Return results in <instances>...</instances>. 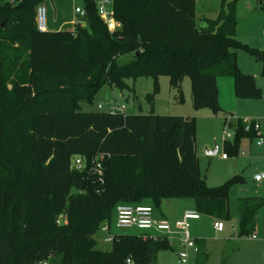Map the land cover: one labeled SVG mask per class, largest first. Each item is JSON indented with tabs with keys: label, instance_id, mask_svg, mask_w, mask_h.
<instances>
[{
	"label": "trees",
	"instance_id": "trees-1",
	"mask_svg": "<svg viewBox=\"0 0 264 264\" xmlns=\"http://www.w3.org/2000/svg\"><path fill=\"white\" fill-rule=\"evenodd\" d=\"M15 1L0 9V264L156 262L159 251L172 248L168 240L120 234L110 249L98 247V229L114 220L121 202L191 198L201 214L230 220V188L243 177L211 186L198 168L184 166L183 121L165 129L153 93L146 95L147 113L84 111L81 103H92L105 85L132 92L139 77L161 75L182 100V82L190 77L195 109L224 111L227 122L219 77L234 79L239 99L263 95L238 64L245 50L264 75V48L237 38L242 1L223 0L211 18L198 16L197 0H112L118 26L110 30L95 0H82L84 25L45 32L36 23L45 0ZM124 55L129 61L119 63ZM234 130L225 141L227 157L238 154L242 137L260 135L246 130L241 117ZM99 154L101 173L90 170ZM75 156L87 160L86 170L72 167ZM263 206L264 196L237 199L239 237L255 234ZM197 244L193 264H209L206 242Z\"/></svg>",
	"mask_w": 264,
	"mask_h": 264
},
{
	"label": "rangeland",
	"instance_id": "rangeland-1",
	"mask_svg": "<svg viewBox=\"0 0 264 264\" xmlns=\"http://www.w3.org/2000/svg\"><path fill=\"white\" fill-rule=\"evenodd\" d=\"M81 3L82 0H45L44 4L48 11V29L56 31L64 20L79 18L75 7ZM222 3L223 0H197L196 12L200 15L214 17L222 7ZM256 4L246 7L243 1L240 2L237 38L243 43L263 48L264 8ZM72 27L73 24H68L65 30ZM258 31L261 37L257 39L254 35ZM129 59L130 55H124L118 59V62L126 63ZM238 59L244 72L254 76L263 95L259 99H239L235 94L234 79L222 77L231 78L230 85L226 83L228 82L226 80L230 79H220L222 82L220 81L219 84L220 104L229 113L227 122H225L224 111L215 114L209 108L195 109L190 77H185L182 82V100L179 99V92L171 86L170 78L161 75L157 79L139 77L135 80L132 92L105 85L92 103H81L84 111H109L111 108L124 105L128 113L140 111L147 113L150 105L146 95L153 93L154 112L159 116V122L165 129H173L179 120L183 121L184 137L179 149L183 165L193 171L198 168L202 174H206L207 182L211 186L220 185L235 175L243 177L242 181L235 182L230 188L232 218L223 222L225 231L217 232L214 228L215 219L203 214L200 220L192 223L193 236L199 238L201 242L208 243L209 264H264V206L257 215L255 230L257 239L252 236L239 237L237 209L239 197L264 196V181L256 182L254 178L256 173L264 172V75L261 62L247 51L239 50ZM129 83L132 84L131 80ZM99 105H102L101 109L98 108ZM239 116L258 120L261 126L260 135L242 137L238 154H230L229 157L224 158L223 155L228 153L225 149V141L234 139L236 119ZM215 145L218 146L217 153L207 154L206 150ZM145 204L154 207L157 217L171 221L183 215L186 209L196 207L194 199L191 198H168L159 205L151 201ZM59 220L63 222L64 217L60 216ZM118 231L125 234L139 232L136 229ZM98 242L100 249L108 250L111 247V244L104 243L100 237H98ZM170 244L172 248L159 251L156 262L150 264H180L177 259L178 241L172 239ZM195 258L192 256L191 260L194 261Z\"/></svg>",
	"mask_w": 264,
	"mask_h": 264
},
{
	"label": "built area",
	"instance_id": "built-area-1",
	"mask_svg": "<svg viewBox=\"0 0 264 264\" xmlns=\"http://www.w3.org/2000/svg\"><path fill=\"white\" fill-rule=\"evenodd\" d=\"M10 2L15 4V0H0V9L6 3ZM98 12L100 17L106 22L110 30L117 28L118 24L115 21L112 8V0H95ZM75 11L79 14V18L74 21V27L77 24L84 25L82 18L86 14V10L82 5H76ZM47 7L45 4H40L36 8V23L37 27L41 32H45L48 29L47 27ZM72 28V29H73ZM264 36V29L262 31ZM99 109L102 108V105L98 106ZM110 112L120 111L125 113L126 108L124 105L111 108ZM246 130L255 129L258 134H260V124L258 120L245 119ZM254 123V124H252ZM230 135V134H228ZM244 153V152H243ZM227 155L224 154V158ZM105 155L99 154L94 156L91 159L90 170L95 172H102V164L104 161ZM88 162L85 158L81 156H75L72 160V167L79 171H84L87 169ZM257 182L264 180V172L258 173L254 176ZM63 216V215H61ZM202 214L196 209H187L184 211L181 218L177 219L174 222H171L169 219L157 217L155 215V209L150 204H134L121 202L115 207V217L112 222H103L98 229L96 238H101V240L106 244H112L116 237L121 233L118 230L123 229H136L139 232L134 233L140 236L145 241H160L168 240L169 242L172 239H176L179 244V250L177 252V259L180 264H193L191 260L192 251L195 253L198 251L197 238L193 236L191 228L192 222L194 220L200 219ZM64 217V216H63ZM60 219V217H59ZM58 219V223H61ZM214 228L217 232L224 230L225 225L221 220H215ZM254 234L252 238H256ZM130 263V260L128 261ZM32 264H49L48 261L36 262ZM131 264V263H130Z\"/></svg>",
	"mask_w": 264,
	"mask_h": 264
},
{
	"label": "crops",
	"instance_id": "crops-1",
	"mask_svg": "<svg viewBox=\"0 0 264 264\" xmlns=\"http://www.w3.org/2000/svg\"><path fill=\"white\" fill-rule=\"evenodd\" d=\"M241 1H243L244 2V4L246 5V7L248 6V7H251V5L252 4H259L261 7H263L264 8V0H241ZM256 4V5H257ZM219 11H217L216 12V14H215V16L214 17H216L217 16V13H218ZM198 16H200V17H211V18H214V17H212V16H207V15H205V14H203V15H200V14H198ZM78 17H75V18H73V19H66V20H64L61 24H60V27H59V29H57V30H65V26L66 25H68V24H73L74 23V21L77 19ZM238 21H239V19H238ZM73 27H74V24H73ZM72 27V28H73ZM72 28H70V29H72ZM56 30V31H57ZM263 31V30H262ZM237 35H238V29H237ZM254 37H256L257 39L259 38V37H261V33H260V31H258V33H256L255 35H254ZM255 44H257V43H255ZM253 46H256V45H253ZM258 47V46H257ZM264 48V47H263ZM238 64H239V66H240V69L244 72V70H243V68L241 67V64L239 63V59H238ZM247 73V72H246ZM220 79H230V80H226V81H228V82H226V83H228L229 85H230V83H231V78H222V77H219L218 78V87H219V84H220V81L222 82V80H220ZM248 100V99H247ZM243 101H246V100H243ZM223 108V107H222ZM224 109V108H223ZM226 111V110H225ZM239 117H241V116H239ZM241 118H243V117H241ZM260 129H261V126H260ZM215 146H217V145H215ZM215 146L213 147V148H209V149H214L215 148ZM209 149H207V150H209ZM206 150V151H207ZM223 157H224V155H223ZM229 157V156H228ZM227 158V157H226ZM185 166V165H184ZM261 173V172H260ZM256 174H258V173H256ZM255 174V175H256ZM256 181V180H255ZM264 181V180H263ZM263 181H261V182H263ZM257 182V181H256ZM251 196V195H250ZM253 196H259V195H253ZM243 197H245V196H243ZM194 209V208H193ZM187 210V209H186ZM181 216H182V214L179 216V217H176L175 219H174V221H176L177 219H179V218H181ZM201 219V218H200ZM200 219H198V220H200ZM170 220V219H169ZM198 220H194L193 222H195V221H198ZM171 221V220H170ZM174 221H171V222H174ZM192 222V223H193ZM223 231H225V228H224V230ZM223 231H221V232H223ZM256 235V234H255ZM257 236V235H256ZM198 240H200L199 238H197ZM255 239H257V237L255 238ZM206 244H207V246H208V243L206 242ZM196 255H197V252L195 253L194 251H192V256H194V257H196Z\"/></svg>",
	"mask_w": 264,
	"mask_h": 264
},
{
	"label": "water",
	"instance_id": "water-1",
	"mask_svg": "<svg viewBox=\"0 0 264 264\" xmlns=\"http://www.w3.org/2000/svg\"><path fill=\"white\" fill-rule=\"evenodd\" d=\"M217 151H218V146H215L214 149H209V150L206 151V153L209 154V155H213V154H216Z\"/></svg>",
	"mask_w": 264,
	"mask_h": 264
}]
</instances>
